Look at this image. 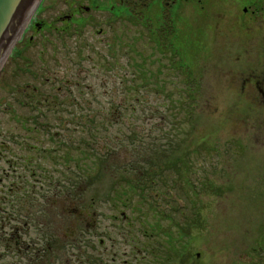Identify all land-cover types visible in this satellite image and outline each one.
<instances>
[{"label":"rangeland","instance_id":"374dc122","mask_svg":"<svg viewBox=\"0 0 264 264\" xmlns=\"http://www.w3.org/2000/svg\"><path fill=\"white\" fill-rule=\"evenodd\" d=\"M68 1L42 0L35 19L63 26ZM153 12L150 39L123 21L115 33L104 20L71 34L31 24L4 61L0 264L40 263L49 233L61 243L49 264L259 263L264 132L243 128L223 48L199 32L201 7L172 14L169 51L156 47ZM117 33L123 44L138 34V51L115 53ZM38 110L35 130L14 116ZM21 156L31 163L18 179L5 157ZM18 182L25 191L6 190Z\"/></svg>","mask_w":264,"mask_h":264},{"label":"flooded vegetation","instance_id":"af4514ba","mask_svg":"<svg viewBox=\"0 0 264 264\" xmlns=\"http://www.w3.org/2000/svg\"><path fill=\"white\" fill-rule=\"evenodd\" d=\"M68 1V0H67ZM192 2L201 7L204 15L208 17L209 23L207 28L200 29V33H210L211 43L213 41L214 48L218 51L219 47L223 48L226 72L228 75V82L231 84L230 88L234 95L241 96V123L245 131L248 133L253 130L257 132H264V0H69L66 6V13L62 18L65 24L61 27L46 25L43 20H32L34 30L47 27L51 29L68 28V30H82L91 25H96L104 20L107 28L112 29L113 23L123 21L124 26L127 24L130 27H135L136 33H141L142 29L149 30L148 38H153L155 31L152 26V16L154 6L160 8V17L162 18V28L159 29L162 41L155 38L156 47L160 51L175 50L169 40L168 36L169 20H172V14L178 10L184 3ZM57 3V2H56ZM55 5V4H54ZM97 15H103V18L98 19ZM106 17V18H104ZM158 18V16H156ZM77 31V32H78ZM179 31V30H178ZM97 33L103 34L105 30L100 27ZM135 33V34H136ZM173 32L172 34H174ZM138 34L132 38L130 43H120L121 35L115 34L114 51H121V45L129 46L131 51L137 52L136 40ZM28 41H32V36H28ZM118 44V46H116ZM160 46L163 48L160 49ZM177 59V57H175ZM172 62V60H171ZM174 62V60H173ZM137 64L133 62V66ZM139 67H143L139 65ZM17 121L22 119L27 130L37 129L40 122L39 117L41 113L38 111L34 113L14 114ZM33 122V125H28L27 122ZM47 125V124H46ZM7 162L11 165L16 164L12 171H17L16 178H24L25 165L30 166V157L21 156L16 160H11L10 157H5ZM32 175L35 171L31 169ZM10 173V170L6 172ZM23 173V174H22ZM6 188L7 191H25V189L18 182V187L14 188L12 185ZM74 185H70L67 191H86L82 186L81 189H74ZM126 263V262H125Z\"/></svg>","mask_w":264,"mask_h":264},{"label":"water","instance_id":"95a60500","mask_svg":"<svg viewBox=\"0 0 264 264\" xmlns=\"http://www.w3.org/2000/svg\"><path fill=\"white\" fill-rule=\"evenodd\" d=\"M41 0H0V68Z\"/></svg>","mask_w":264,"mask_h":264},{"label":"trees","instance_id":"16d2710c","mask_svg":"<svg viewBox=\"0 0 264 264\" xmlns=\"http://www.w3.org/2000/svg\"><path fill=\"white\" fill-rule=\"evenodd\" d=\"M60 31H62V29L60 30ZM63 31H66L67 33H69V34H71V31H69L68 29H63ZM143 77H144V79L145 78H147L145 75H143ZM175 160H177V161H179V158L177 157V158H175ZM158 165H160V163H157ZM161 164H163L164 166L166 165V163L165 162H162ZM161 166V165H160ZM129 181V180H128ZM152 182H154V180L152 181ZM158 228H160V226H158ZM262 228L264 229V226H262ZM152 234V233H151ZM153 235V234H152ZM48 239H47V241H49L47 244V247H45L44 248V252H43V254L41 255L40 254V263H36V264H49V260H47V262L45 261V258H44V254H46V253H50V248L52 247V246H57V247H59L60 246V242H59V240H57L56 238V236H51L50 235V233L48 234ZM54 237V239H51V238H53ZM262 239V240H261ZM56 241V242H55ZM63 241V240H62ZM260 241V242H259ZM258 242V247H257V249L258 250H260L259 251V253H260V257H259V259H257V262L259 261V263L258 264H264V260H262V258H264V231L262 232V234H261V236H260V240H259ZM53 242V243H52ZM55 242V243H54ZM253 249H255V247L253 248ZM188 254V252H186V250H185V255L183 256V260H184V258L186 257V255ZM49 256H52V254H50ZM48 256V257H49ZM47 259V258H46ZM162 259H163V257H161V261H160V263L161 264H163V262H162ZM35 264V263H34Z\"/></svg>","mask_w":264,"mask_h":264}]
</instances>
